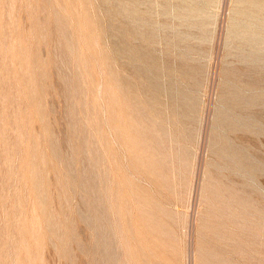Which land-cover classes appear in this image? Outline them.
<instances>
[{"label":"rangeland","instance_id":"374dc122","mask_svg":"<svg viewBox=\"0 0 264 264\" xmlns=\"http://www.w3.org/2000/svg\"><path fill=\"white\" fill-rule=\"evenodd\" d=\"M0 264H264V0H0Z\"/></svg>","mask_w":264,"mask_h":264}]
</instances>
